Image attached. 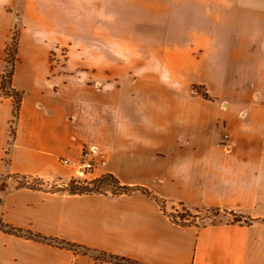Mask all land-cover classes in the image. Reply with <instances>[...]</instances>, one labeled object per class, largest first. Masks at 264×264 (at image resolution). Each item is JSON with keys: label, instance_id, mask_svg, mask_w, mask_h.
Masks as SVG:
<instances>
[{"label": "crops", "instance_id": "crops-1", "mask_svg": "<svg viewBox=\"0 0 264 264\" xmlns=\"http://www.w3.org/2000/svg\"><path fill=\"white\" fill-rule=\"evenodd\" d=\"M14 27L23 96L13 140L0 96V223L54 242L0 228V264H113L63 242L141 264H264V0H0V74ZM104 175L164 206L61 191ZM176 204L242 221L177 224Z\"/></svg>", "mask_w": 264, "mask_h": 264}, {"label": "trees", "instance_id": "trees-1", "mask_svg": "<svg viewBox=\"0 0 264 264\" xmlns=\"http://www.w3.org/2000/svg\"><path fill=\"white\" fill-rule=\"evenodd\" d=\"M5 52H6V57H5V65L6 66L3 70V72L0 74V96L3 98H11V100H12L13 108H12V118L10 121L11 122L10 123V133H11V138L13 140L15 137L16 123H17V118H18L20 105H21V101H22V96H23V93L21 91H16L11 87L14 68H15L16 63L18 62V57H17L18 36L16 33H14V35L12 36L11 42L6 47ZM8 67H9V69H7ZM110 184H112L111 187L113 188V191H114L113 193H115V194L129 193V192H132L134 190H141L146 195H148L150 197H154L156 199V201L162 207L164 206L162 201L160 199H158L157 197L153 196L147 189L121 186L115 178H113L112 176H109V175H104V176L100 177L99 179L93 181L91 184H75L74 182H71V184L68 186V188H66V189L63 188V189H61V191H67L70 194H84V193L102 192L104 190V188L106 187V185L110 186ZM20 185L26 186L28 184L26 182H22V183H20ZM28 186H30L34 189H41L42 183H39L38 185H33V186H31L29 184ZM216 210L220 211L219 209H216ZM229 214H231L233 216L234 222H241L242 221L241 216L234 214L232 212H230ZM185 218H186V216H183V215H180V216H172L171 215L172 221L177 223V224H181V225L191 224V222H188V223L184 222ZM178 220L182 221V223L178 222ZM245 222H247V221H245ZM0 228L5 232L17 234L20 236H25V237L32 238V239H35L38 241H42V242H46V243L54 242V240L51 238H47V237L41 236L39 234H34L31 232H24L20 229L13 228V227L4 225L2 223H0ZM62 246L70 248V249L80 248V250L84 253L98 254V256L101 260L108 261V262H111L113 264H141V263L135 262L133 260H130V259H127L124 257H119V256H115V255L106 254L104 252H97L94 250L81 248V247L76 246L75 244H72L69 242H63Z\"/></svg>", "mask_w": 264, "mask_h": 264}, {"label": "rangeland", "instance_id": "rangeland-1", "mask_svg": "<svg viewBox=\"0 0 264 264\" xmlns=\"http://www.w3.org/2000/svg\"><path fill=\"white\" fill-rule=\"evenodd\" d=\"M19 14V13H18ZM14 33L17 34V36L19 35L18 33V29L17 27H14V29L11 32V37H10V41L11 42V38L14 35ZM8 43V45H9ZM7 45V46H8ZM64 54L62 52H52L51 56H50V63H51V71L54 72H58L60 69V65L64 62V58H63ZM6 66V65H5ZM5 68V67H4ZM9 69V67L7 68ZM6 69V70H7ZM25 182V181H24ZM31 185H38V181L36 180H30ZM112 184L106 185V187L104 188V190L102 192H114L113 188L111 187ZM172 216H186V218L184 219L186 223L191 222V223H196L199 225H206V224H214L217 223L221 220H224L225 216H231L233 217L231 214L226 213V212H222V211H217L216 209H209V210H188L185 207L176 204L173 206L172 210L169 212ZM178 222H181L180 220H178Z\"/></svg>", "mask_w": 264, "mask_h": 264}, {"label": "built area", "instance_id": "built-area-1", "mask_svg": "<svg viewBox=\"0 0 264 264\" xmlns=\"http://www.w3.org/2000/svg\"><path fill=\"white\" fill-rule=\"evenodd\" d=\"M98 155L99 151L97 146L89 144L84 145L79 164L76 165L75 163H72L67 159H62L60 160V162L64 165H76L82 172H92L96 168ZM100 164L105 165V162L101 161Z\"/></svg>", "mask_w": 264, "mask_h": 264}]
</instances>
